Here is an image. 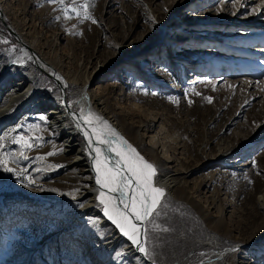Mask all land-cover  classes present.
Instances as JSON below:
<instances>
[{
	"label": "rangeland",
	"instance_id": "374dc122",
	"mask_svg": "<svg viewBox=\"0 0 264 264\" xmlns=\"http://www.w3.org/2000/svg\"><path fill=\"white\" fill-rule=\"evenodd\" d=\"M238 1L0 0L10 21L37 37L49 58L80 80L113 63L109 42L126 31L134 32L131 48L141 36H152L140 54L156 47L158 35L171 25V37L186 43L178 50L163 38L151 55L128 57L115 72L98 68L90 85L109 97L117 118L127 119L130 135L134 126L149 127L140 150L157 135L174 160L169 173L187 175L185 191L175 198L168 193L146 223L152 264H196L257 239L254 248L218 264H264V16H252L264 6L257 2L253 12L244 13ZM85 11L96 23L83 18ZM19 48L0 16L2 86L6 74L9 81L24 75L25 68H10ZM27 75L34 79L33 95L11 106L0 132V154L14 170L0 167V264H105L101 256L110 254H105L110 228L82 213L89 174L69 167L44 111H35V103L52 92V81L38 70ZM238 81L252 84L250 93L262 97L245 104L243 85H234ZM55 100L57 106L66 101ZM68 123L72 141L83 143L82 133ZM21 138L32 147L18 143ZM223 148L230 157L220 164ZM164 157L158 154L161 163ZM118 263L139 264L130 254Z\"/></svg>",
	"mask_w": 264,
	"mask_h": 264
},
{
	"label": "bare ground",
	"instance_id": "6f19581e",
	"mask_svg": "<svg viewBox=\"0 0 264 264\" xmlns=\"http://www.w3.org/2000/svg\"><path fill=\"white\" fill-rule=\"evenodd\" d=\"M241 1L243 2L242 5H240ZM257 2L261 3V8L264 6V0H239L235 3V6H237L241 12H253L255 10L254 6ZM256 14H258L259 17L264 16V8L260 12L257 10L252 16H255ZM0 16L2 18V22L5 23V26L8 28L10 33L14 35L15 39L20 45V51L16 55L14 54L15 56L10 60V68H25L24 75L17 77L21 78L20 80L17 79L16 81H9V77H7L8 75L6 74L4 77V86H2V83L0 84V94L4 95V101L0 103V132L3 128V120L7 116L11 106L20 103L22 100H28L33 95L34 79L31 75H27V71L31 72L33 70H38L40 73L49 77V79L52 81L51 83L53 90L52 92H49L47 96L35 103V111H39V113L44 111V119L48 124V130L61 140L60 145L62 147L64 158L69 160V167L73 168V170L82 169L89 174V179L87 180L89 183L87 186V192L82 194V198L87 199L82 213L84 216L90 215L91 213L94 214L96 217L101 219L102 226L110 228V231L107 232L105 240V247L107 248L105 250V254L106 256L109 253L110 254L107 257L101 256V258L105 264H110L111 262L114 264H119L118 261L121 262L125 260L130 254V256L135 257V260H137L139 264H152L149 262L150 260L148 259V256L145 254V252H141L137 245L133 244L126 236H124L116 224H114L108 219L107 216H105V205L100 203V193L103 192L105 194L104 198L110 201V211L113 208H118L121 211H130L125 209L124 204L121 203V201L123 200L127 202L124 197L127 192L130 194V197L134 195L132 190L133 186L130 185L129 190L121 195L119 191H110L109 188H102L100 185H98L96 183L98 176L95 160L96 153L93 151V149L99 147L101 149V155L99 159L104 161V159L107 158V167L116 168L118 161L120 162L121 166L123 165V160L121 159V156L117 155V151L130 154V150L128 149V145H130L131 148H134L136 152L140 154V156H142L147 162L151 163L157 169V174L153 178L154 186L164 189L165 196L169 193L170 198H175V193H178L180 190L184 189L186 186L184 179L187 175L185 176L186 173H169L171 172L169 171V164L173 163L174 160L171 157L168 158L166 151H170L169 145L164 144L162 142V138L158 137L157 135L150 139L146 149L140 150L138 145L141 142L143 143L141 136L143 133L147 132L149 127L147 125H143L142 127H139V125L134 126V131L132 129V134L130 135L127 132L129 128H126V125L129 124L127 123V119L124 118L123 120H120L117 118L119 116H117V114L114 113L115 111L113 112L112 108L110 107L109 97H107L106 94H103L104 92L99 87L95 91L91 90L90 85L92 84L93 86L96 83L95 81L91 82V79L93 76H97L96 71L98 68L108 71L114 70L115 72L116 69L121 67L120 65L125 63L123 60H128V57L135 58L136 56L139 57L140 55H151L153 52H155V49H157L158 46H161V40L163 38L165 39L166 43H169L170 46H174V48L178 50L186 48V43L180 41L176 42L174 38L171 37L173 33L172 27H174V25H171L167 26L158 35L156 47L154 46L153 49L150 47L148 50L146 49L145 52L140 54L141 49H143V47L148 44L147 38H151L152 36H141L138 38V42L135 44V46L131 48L133 43L128 46L127 43L129 39L134 36V32L126 31L121 37V40L116 41L113 39L112 42H109V47L113 48L114 50L111 52L112 54L110 53V60L113 61V63L109 67L107 65H103V68L101 66L97 67L94 73H92L91 77L80 80L78 77H72L70 74L64 72L63 66L58 62V60H51L48 56V53H46L41 47V43L37 37L31 36L29 33L26 34L25 32H22L20 27L14 24L15 22L12 23L5 7L0 6ZM3 76V74L0 76V80L3 79ZM256 79L258 78L253 76L252 81L257 82ZM239 84L243 85L242 96L244 99L246 98L247 101L245 104L254 102L256 99H260L262 97L259 96L260 92H256L254 94L250 93L249 88L252 84L247 83V85L244 86L241 81H238L234 85L237 86ZM261 87L264 90V83L261 85ZM68 89L70 90L67 91ZM56 96L57 98L61 97V99L65 98V103L61 106L53 105V103H56ZM263 103L264 102H262V104ZM51 105L54 107L50 108ZM89 113H91V116L88 115ZM69 119L74 125L75 129L82 133L84 137L83 143L81 142L82 144L78 143L77 141H72L71 132L68 131L69 127L67 128V125L69 124L68 122H70ZM105 122L107 126H105ZM95 130H100L102 134H95ZM110 130L118 134V137H122L123 140H126L127 145L121 144L117 139V136L111 135ZM86 132L88 133L87 136H85ZM67 136L68 138L64 139ZM89 138H91L93 143H89ZM105 138L114 141L112 148L115 150H110L107 144H100L97 142L98 140ZM250 145L251 144L248 146ZM250 147L246 149L248 150ZM224 149L225 148L221 149L219 153L220 156L218 155L219 157L216 160L219 161L220 164H223V162L230 157V154L228 155L229 150ZM160 153L167 156V158H162L164 159V162L162 163L158 158V154ZM235 163H238V161ZM121 170L124 175L132 177L134 184L135 177L132 176V173L124 167H121ZM164 171L167 173H164ZM214 174L216 173H212L211 175ZM131 219L133 223L137 224V221L134 217ZM138 222H141V233L145 228L147 229L148 233V228L146 226L147 221ZM145 239L146 243H144ZM211 240L213 243L215 238L213 237ZM258 241L259 240L257 239L247 243L237 242V244L232 248L229 247L221 253L215 254L214 256L204 259L196 264H218L221 259L227 255L237 252H239L241 255L244 254L249 249L258 245V243H260ZM138 242L142 243L143 247L147 250V237H143L141 235V239ZM237 264H243V262H238Z\"/></svg>",
	"mask_w": 264,
	"mask_h": 264
},
{
	"label": "snow or ice",
	"instance_id": "6c2138e0",
	"mask_svg": "<svg viewBox=\"0 0 264 264\" xmlns=\"http://www.w3.org/2000/svg\"><path fill=\"white\" fill-rule=\"evenodd\" d=\"M49 2L64 4L65 0H49ZM82 7L86 9L88 5L85 4ZM64 10L66 11V9ZM73 11H76V9L74 8ZM77 15L79 16L80 13L77 12ZM83 18L86 20H92L93 23H96V21L93 20L91 15L86 11L83 14ZM151 94L155 95V93ZM208 99L209 102H211V98ZM88 115L91 116V113ZM105 126H107L106 122ZM95 134L101 135L102 133L100 130H95ZM87 135L88 133L86 132L85 136ZM111 135L117 136V139L121 144L127 145V141L123 140L122 137H118V134L114 131H111ZM17 142H22L23 146L26 148L32 147L30 143L23 141V138ZM97 142L100 144H107L110 150H115L112 148V144L114 143L112 140L105 138L100 139ZM89 143H93L91 138H89ZM128 149L130 150V154L117 151V155L121 156V159L123 160V165L121 166L118 161L116 168L107 167V158H105L104 161L99 159L101 155V149L99 147L93 149L96 153V171L98 173L96 183L102 188H109L110 191H119L121 195L129 190L130 185L133 186L132 190L134 195L131 196L127 202L123 200L121 201V203L124 204L125 209L130 211H121L118 208H113L110 211V201L104 198L105 194L103 192L100 193V203L105 205V216L116 224L121 233H123V235L126 236L133 244H136L141 252H145L147 255L146 249L143 247L142 243L138 242L141 239V235L143 237H147V229L145 228L141 233V229L137 226V224L132 222L131 218L134 217L136 221L151 222L150 218L153 217V214H158L157 210L161 205L162 198L165 196V190L154 186L153 178L157 174V169L140 156V154L136 152L134 148H131L130 145H128ZM49 155L52 154L50 153ZM0 167H2L6 172H14L12 168L7 167V157L3 154H0ZM121 167L127 168L132 173V176L135 177L134 184L132 177L124 175ZM31 183H34V181L29 180V184ZM164 230L167 231V229ZM144 243H146V239L144 240Z\"/></svg>",
	"mask_w": 264,
	"mask_h": 264
},
{
	"label": "water",
	"instance_id": "95a60500",
	"mask_svg": "<svg viewBox=\"0 0 264 264\" xmlns=\"http://www.w3.org/2000/svg\"><path fill=\"white\" fill-rule=\"evenodd\" d=\"M124 197H125V199L128 201V199L130 198V194L127 192L126 195H124ZM137 226H138L139 228H141V222H138V221H137Z\"/></svg>",
	"mask_w": 264,
	"mask_h": 264
}]
</instances>
